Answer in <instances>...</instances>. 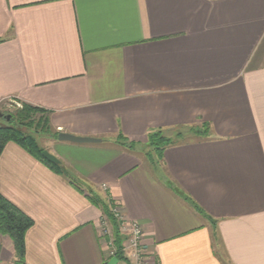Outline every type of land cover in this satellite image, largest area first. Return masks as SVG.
<instances>
[{"label":"crops","instance_id":"crops-1","mask_svg":"<svg viewBox=\"0 0 264 264\" xmlns=\"http://www.w3.org/2000/svg\"><path fill=\"white\" fill-rule=\"evenodd\" d=\"M5 102L100 140H50L67 176L4 145L0 194L33 222L24 264L109 261L91 193L141 225L148 264H264V0H0ZM202 125L145 156L148 133ZM0 264H19L1 234Z\"/></svg>","mask_w":264,"mask_h":264},{"label":"trees","instance_id":"trees-1","mask_svg":"<svg viewBox=\"0 0 264 264\" xmlns=\"http://www.w3.org/2000/svg\"><path fill=\"white\" fill-rule=\"evenodd\" d=\"M2 118L5 123L4 125H0V154L4 145L11 142L18 145L30 156L43 163L53 172L67 176L66 170L61 163L53 164L42 157L41 153L45 149L38 145V142L33 135V133L38 132L36 129H51L48 117L43 111L29 105H21V109H18L15 114L5 115ZM208 130L209 128L207 125H202L200 128L191 127L185 131L181 129L173 131H152L147 135L146 146L148 145V147H150V151L144 152L145 156L151 162L154 158L160 159L162 152L166 147L188 139L203 138L206 133H208ZM51 137L57 139V133L52 132ZM121 144L127 149H133L134 147L133 143H129L127 141H122ZM152 163L154 165L157 162L153 161ZM70 182L75 184L72 180ZM88 199L93 205L100 207L104 217L111 222V226L114 230L112 237V247L114 253L111 257H116L118 261L125 260L123 253L124 238L118 230V225L114 221L111 211L108 209V205L94 193H91V195L88 196ZM184 200L189 202V199L187 198ZM193 206L198 211L200 210L196 205ZM32 224L33 222L30 218L25 216L0 194V234L11 239L16 261L19 264H24L22 261L25 251L24 237L26 231L32 226ZM106 263L107 261L103 264Z\"/></svg>","mask_w":264,"mask_h":264},{"label":"built area","instance_id":"built-area-1","mask_svg":"<svg viewBox=\"0 0 264 264\" xmlns=\"http://www.w3.org/2000/svg\"><path fill=\"white\" fill-rule=\"evenodd\" d=\"M111 214L114 221L120 228V232L124 234V239L126 240L123 245V252H125L124 256L126 260L130 261L131 264H148L149 259L147 258V253H145V250L142 247L144 234L141 225L135 221L127 220L122 214L120 208L117 206L111 208ZM106 229V222H101L99 228L100 234L105 238H109ZM113 253L114 250L111 251V256Z\"/></svg>","mask_w":264,"mask_h":264},{"label":"rangeland","instance_id":"rangeland-1","mask_svg":"<svg viewBox=\"0 0 264 264\" xmlns=\"http://www.w3.org/2000/svg\"><path fill=\"white\" fill-rule=\"evenodd\" d=\"M18 109H21V105L15 104L14 102H5V103L0 105V114L2 115V117L5 116V115L15 114V112ZM2 117L0 118V125H4V123H5L4 119ZM24 131H26V130H24ZM36 131H38V132L33 133V130H32V133L35 136V138H36V140L38 142V145L41 148H44L45 150H47V148L50 147V140L53 139V137H51L52 129L43 130L42 128H40V129H36ZM143 151L144 152L150 151V147H148V145L145 146ZM77 185H78L79 188H81L83 190H88L84 185H81L79 183ZM119 229L120 228L118 227V230ZM106 232H108V236L112 240L113 232H114L113 228L110 227V226H107ZM119 232H120V230H119ZM120 234L123 236V238H125L123 233L120 232ZM125 242H126V240L124 239L123 245H124ZM123 253L125 254V252H123ZM120 263L122 264V263H125V262L124 261H120Z\"/></svg>","mask_w":264,"mask_h":264},{"label":"water","instance_id":"water-1","mask_svg":"<svg viewBox=\"0 0 264 264\" xmlns=\"http://www.w3.org/2000/svg\"><path fill=\"white\" fill-rule=\"evenodd\" d=\"M0 117H2L1 114ZM57 140L60 142H69L74 144H95L100 142L99 139L88 138V137H77L62 132L57 134ZM41 154L45 160L53 164H60V161L54 155L50 154L48 151L44 150L42 151ZM117 263H118V259L116 257H111L106 264H117Z\"/></svg>","mask_w":264,"mask_h":264}]
</instances>
